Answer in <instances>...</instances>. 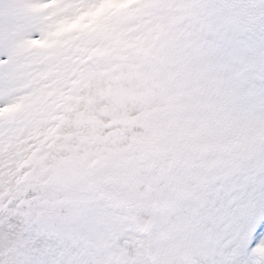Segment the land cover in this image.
Here are the masks:
<instances>
[{"label":"snow or ice","instance_id":"snow-or-ice-1","mask_svg":"<svg viewBox=\"0 0 264 264\" xmlns=\"http://www.w3.org/2000/svg\"><path fill=\"white\" fill-rule=\"evenodd\" d=\"M0 264H264V0H0Z\"/></svg>","mask_w":264,"mask_h":264}]
</instances>
